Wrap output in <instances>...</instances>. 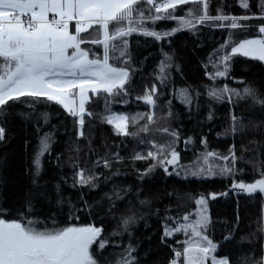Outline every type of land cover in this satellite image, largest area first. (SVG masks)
<instances>
[{
	"label": "snow or ice",
	"instance_id": "obj_1",
	"mask_svg": "<svg viewBox=\"0 0 264 264\" xmlns=\"http://www.w3.org/2000/svg\"><path fill=\"white\" fill-rule=\"evenodd\" d=\"M189 4L193 7L188 8ZM209 6L210 0H0V120L11 115L10 109L22 105L27 111L17 114L26 122L35 123L38 134V145L31 158L30 187L23 205L15 213L0 206V264H141L135 229L149 214L163 221L161 243L177 233L186 237L182 242L176 241L180 247L172 249L174 255L169 264H234L230 256L220 255L218 248L234 239L233 232L239 230V207L229 234L221 241H214L209 232L213 222L208 214V200L203 194L197 197L173 190L165 191L163 196H154L144 185L150 184L162 170L165 177L174 176L179 183L189 178L206 181L217 176L231 177L232 192L249 196L257 192L264 194V139L253 138L249 141L251 147L241 144L238 156L235 142L229 146L228 154L223 155L208 150L206 136H183L179 113L173 111L172 99L165 100L163 107L158 103L172 82V71H180L174 55L163 49L159 64L148 78L152 82L143 86V95L135 97L149 111L117 113L112 110L113 103L127 104L123 98L136 90L133 77L138 69L132 67L129 36L137 33L161 41L181 30L196 32L197 25L214 24L228 31V37L213 50L205 64V75L214 82L202 86L208 97L207 119H213L214 103L227 104L230 106L227 127L217 133L218 136L231 137L234 141L248 133L264 137V120L256 123L245 115L257 109L264 115V90L243 79L236 81L243 85L242 88L215 83L218 78L230 77V65L235 56L264 63V0H240L239 6L250 13L242 16L225 15L222 7H218L213 16L209 14ZM184 8L188 10L183 15L176 14ZM167 21H175L177 26L156 30L157 22ZM252 21L260 23L252 24ZM254 29H258V34L248 38V33ZM92 47L97 52H93ZM101 47L102 57L97 54ZM116 63L119 66H114ZM209 65L211 71H208ZM171 95L185 105L189 118L194 111L199 114L201 93L197 89H174ZM90 96L97 97V104L103 98V112L87 111ZM52 104L61 106L73 119L77 141L86 138V118L110 125L115 137L122 139L120 145L106 144L104 155L98 156L90 167L87 163L80 167L78 145L70 149L76 153L75 157L69 156L73 173L70 187L78 194L75 202L62 194L61 185L67 184V177H62L55 185L54 197L41 190L46 189V185L39 182L42 157L45 153L51 154L54 143L51 132L39 135L44 126L50 125L51 114L46 109ZM242 104L245 108L237 114ZM41 107L45 110L40 111ZM157 111L162 115L157 117ZM173 122L180 127H172ZM5 138L6 129L0 126V142ZM124 140L151 150L146 154L133 151L127 157L121 156L119 149L127 148ZM181 143L185 150L196 143L204 150L196 152L188 165H182L178 150ZM88 145L89 152L95 154L90 139ZM113 147L117 151L109 150ZM245 152L253 156L247 160L253 169L251 183L235 179L237 174H244V169L236 165L246 160ZM56 159V166L62 167L60 157ZM136 161L148 162L147 168L134 169L139 186L116 182L128 173L121 172L118 167L113 171L114 165L135 164ZM101 168L110 174L98 171ZM103 188L108 190L103 191ZM93 190L99 195L91 201L85 199ZM210 195L215 199L217 194ZM219 195L227 196L228 193ZM39 198L49 204L54 199L59 213L66 208V221L61 223L56 212L44 217L37 215L34 201ZM164 198L175 199V206L166 205L163 216L160 209L152 212L153 203ZM193 201L194 211H186ZM83 212L93 222L77 223ZM105 219L117 221L110 232L104 224ZM262 235L264 227H258L257 232L241 240L251 242ZM125 236L126 244L123 242ZM252 251L253 254H245L235 264H264V243L259 245L258 251Z\"/></svg>",
	"mask_w": 264,
	"mask_h": 264
},
{
	"label": "trees",
	"instance_id": "obj_2",
	"mask_svg": "<svg viewBox=\"0 0 264 264\" xmlns=\"http://www.w3.org/2000/svg\"><path fill=\"white\" fill-rule=\"evenodd\" d=\"M239 4L240 0H210L209 14L216 15V9L218 7L223 8V14L225 15L242 16L250 14L242 9ZM191 7L193 5L189 4L188 8ZM188 8H184L183 11L178 10L176 14L183 15L184 11H187ZM251 23L259 24L260 22L252 21ZM176 26L175 21L157 22L156 30H168ZM257 34L258 29H254L248 33V37L256 36ZM227 37L228 31L222 30L214 24L197 25L196 32H190L186 29L181 30L171 38L161 41H155L151 37H144L133 33L127 39L129 41L132 67L138 69L137 74L133 77V88L136 90L132 91L128 97L123 98L128 101L127 104L122 102L113 103L112 110L117 113H144L149 111V108L142 101H136L135 97L137 95H143V86L152 82L148 78L151 77L154 69L159 64L161 50L163 49V51L174 55V61L176 64H179L180 71H172V82L158 103L163 107L165 100L172 99L173 111L179 113L183 136H193L194 138L206 136L209 145L208 150L216 151L223 155L228 154L229 146L235 142L237 155L239 156L241 154L239 151L241 144L251 147L249 145L250 140L253 138L261 140L264 137L255 136L254 133H248L242 139L237 137L234 141L231 137L218 136L217 133H222L225 127H227V115L230 106L214 103L211 108L213 119L208 120V97L205 95V89L202 87L203 85L214 83L205 75V64H208L209 55L213 53V50L219 48ZM92 51L97 52V49L92 47ZM97 54L102 57V47ZM110 63H113V61L110 60ZM114 66H119V64L116 63ZM208 71H211V65H209ZM241 79L264 90V63L243 56H235L230 65V77L218 78L215 83L217 86H222L226 83L232 88H242L243 85L236 82ZM186 87L195 88L201 93V108L199 114H196L194 111L192 118L188 117L185 105L171 95L174 89L179 90ZM244 108L245 105L242 104L241 108L236 110L237 114ZM86 109L94 114L103 112V98H100L97 104V97L91 96L89 104H86ZM39 110L44 111L45 109L41 107ZM46 110L51 114L50 125L44 126L39 135H43L44 132H51L54 143L51 146V154L45 153L42 157L43 171L39 182L41 185H46V189L41 190H46L54 197L55 185L61 182L62 177H67V184L61 185L63 189L62 194L65 197H71L73 202H75L78 194L75 189L70 187L73 173L71 168L72 162L69 161V156L75 157L76 153L75 151H70V149L78 145L81 156L79 162L80 167H85L86 163L90 167L98 156L102 157L104 155L106 144L120 145L122 144V139L115 137V133L110 125L101 124L98 120L86 118V128L84 129L86 138H81L77 141L73 119L64 112L62 107L52 104ZM9 111L11 115L7 116L4 120H0V126L6 129V138L3 142H0V206L5 209H10L15 213V210L23 205L25 195L29 191L31 158L33 156V150L38 145V134L35 131V123L26 122L24 118L17 114L21 111H27L24 106L18 104L14 109H10ZM156 115L159 117L162 113L157 111ZM245 115L248 119H252L256 123H261L264 120V115L260 114L259 109L255 110V112H245ZM198 121L200 123H197ZM245 122L247 123V119ZM42 123L43 121H41ZM172 127H180V125L173 122ZM262 130H264V126H262ZM89 139L91 140V148L95 154L89 152ZM157 140H160V137H157ZM25 142H27V146ZM123 144H126L127 148L122 146L119 151L120 155L125 157L133 151L146 154L147 151L151 150L147 147H137L135 142L127 140H124ZM109 150L113 152L117 151L114 147ZM178 150L181 151L180 163L188 165L194 159L196 152H202L204 148L202 145L196 143L195 145H189L187 150H185L183 143H181ZM244 155L246 160L236 165L237 168L244 169V174H237L235 179L237 181L243 180L245 183H251L253 181V169L247 163V160L253 159V156L248 152H245ZM57 156L60 157L59 163L62 165L60 168L56 166L58 163ZM117 167L121 169V172H127L128 175L121 176L116 182H123L124 184L136 187L139 185L135 178L134 169L142 170L147 168L148 162L136 161L135 164H117L114 165L113 171ZM98 171L110 174L102 168L98 169ZM231 185V177L219 176L206 181L189 178L188 181L179 183L178 178L174 176L165 177L162 170H160L156 174L155 179L150 184L144 185V187L150 188L154 196H163L165 191L172 192L175 190L180 193H191L197 197L200 194L207 197L209 216L213 222V226L209 232L214 241H221L224 236L229 234L236 220L237 207H239V230L233 232L234 239L225 241L223 247L218 248L220 255L230 256L235 264V261L245 254H253V249L258 251L259 245L263 243V235L251 242L249 240L242 241L241 237L248 236L252 232H257L258 227H263L264 194H260L259 192L252 196L246 193L238 194L230 190ZM110 187L111 185L108 186V188ZM108 188H103V191H107ZM85 192H87V189H85ZM223 192H227L228 195H219ZM212 193L217 194L215 199H211L210 194ZM97 195H99V192L93 190L89 195L85 196V199L91 201ZM34 204L37 215L41 217L56 212L57 219L61 223H64L67 219V209L65 208L63 213H59L54 199L49 204L47 200L39 198L34 201ZM169 204L174 207L176 204L175 199L169 200L164 198L160 202H154L151 211L155 212L156 209H160L161 216H163V209ZM195 207L193 201L186 211H192ZM137 208H139L138 205ZM143 211L148 212V209H144ZM170 214L175 215V213ZM79 215L80 221H76L77 223L93 222L92 218H89L86 212L80 213ZM104 224L110 232L116 226L117 221L105 219ZM162 234L163 221L160 217L149 214L146 215L144 220L139 221L135 229V235L139 239V256L143 264H169L170 259L174 255L172 249L180 247L176 241L182 242L183 236L181 234L168 237L166 243H161L159 236ZM117 242H119V238H117ZM123 242L125 244L127 243L126 236L123 238ZM109 251H112V249H109Z\"/></svg>",
	"mask_w": 264,
	"mask_h": 264
},
{
	"label": "rangeland",
	"instance_id": "obj_3",
	"mask_svg": "<svg viewBox=\"0 0 264 264\" xmlns=\"http://www.w3.org/2000/svg\"><path fill=\"white\" fill-rule=\"evenodd\" d=\"M251 37H254V36H251ZM251 37H248V38H251ZM90 58H92V57H90ZM91 97V96H90ZM182 164V163H181ZM182 165H185V164H182ZM207 200H208V198L207 197H205ZM192 211H194V210H192ZM208 214H209V203H208ZM263 214H264V207H263ZM263 216V227H264V215H262ZM177 234H181V236H183V238H182V241H184L185 240V235L183 234V233H177ZM175 235V234H174ZM263 243H264V235H263ZM141 264H143L142 262H141Z\"/></svg>",
	"mask_w": 264,
	"mask_h": 264
}]
</instances>
